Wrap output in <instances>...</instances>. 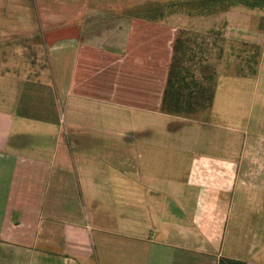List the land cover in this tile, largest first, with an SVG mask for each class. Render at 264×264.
Segmentation results:
<instances>
[{
  "label": "crops",
  "instance_id": "1",
  "mask_svg": "<svg viewBox=\"0 0 264 264\" xmlns=\"http://www.w3.org/2000/svg\"><path fill=\"white\" fill-rule=\"evenodd\" d=\"M38 1L19 27L0 20V264H264V0L224 13L259 59L234 74L256 85L218 157L166 133L184 117L163 101L189 16Z\"/></svg>",
  "mask_w": 264,
  "mask_h": 264
},
{
  "label": "rangeland",
  "instance_id": "2",
  "mask_svg": "<svg viewBox=\"0 0 264 264\" xmlns=\"http://www.w3.org/2000/svg\"><path fill=\"white\" fill-rule=\"evenodd\" d=\"M93 1L96 2L94 5L97 6L100 4L99 2L102 1L104 3L107 0ZM246 1L248 2V0ZM255 1L258 2V0H250L249 2L254 3ZM243 2L245 1L113 0L111 4L115 3L114 5L119 13L128 10L148 12L151 14L152 19L157 20L167 13L189 16V19L183 20L184 23L180 19L178 20L189 30L179 33L175 43V45L180 46L178 53H176V59L180 70L182 69L183 76L194 75L193 80L187 81L190 84L194 82V84L188 90H182L181 93L184 96L190 92L194 96L201 94L208 96L212 90H216L218 97L216 100L217 109L226 112V115L230 113V110L231 112L238 110L237 118L239 122L236 126L242 128L247 122L246 109L248 100H246L245 94L251 91L256 83L254 80L252 83H246L244 79L237 78V75L234 74L244 75L247 72L250 75L254 74L252 72L256 69L259 59V47L230 40V37L225 34L226 18L224 13L234 6L247 5L243 4ZM258 5H264V1L259 2ZM40 7L41 3L38 0L0 2V20L5 22L12 21L13 27H19L22 24L21 22L24 21L25 15L34 17L36 14L38 15L39 11L42 13ZM47 8L46 10H50ZM59 10L61 11V9ZM2 14L4 17L9 18L2 17ZM0 54L1 58L3 54ZM237 95L240 97L236 98L235 96ZM209 114L211 115V110H205L192 114L189 118L201 115L205 119L203 122L209 123L215 128L208 125L200 127L199 124L191 123L194 122L192 119L183 117L172 120L166 133L174 140L176 136L180 138L181 134H184L185 130L189 129L192 142L194 140L190 149L191 157L224 156L225 142L231 138V133L228 130H223L222 127L233 128L235 125L231 124L229 115L225 117L226 119H223L215 115L209 116ZM150 132L154 133V139L165 140L166 138L164 136L165 132L163 133L161 130L154 132L151 130ZM144 133L142 132L143 135Z\"/></svg>",
  "mask_w": 264,
  "mask_h": 264
},
{
  "label": "trees",
  "instance_id": "3",
  "mask_svg": "<svg viewBox=\"0 0 264 264\" xmlns=\"http://www.w3.org/2000/svg\"><path fill=\"white\" fill-rule=\"evenodd\" d=\"M243 4L252 5L248 0H243ZM180 46L177 44L175 45L174 51V58L169 70V76L167 81V86L165 90V96L163 101V111L167 114H173L178 116H190L192 114H196L200 111L211 110L213 106V99L215 91L212 90L208 96L201 94L194 96L191 94H187L184 96L182 94V90H188L192 84L188 83V80H193L194 75L191 74L190 76H183L182 69L177 63L176 53ZM189 75V74H188ZM190 77V79H189ZM184 85V86H183ZM183 86V87H182ZM219 264H246L243 261L232 260L228 258H221Z\"/></svg>",
  "mask_w": 264,
  "mask_h": 264
}]
</instances>
